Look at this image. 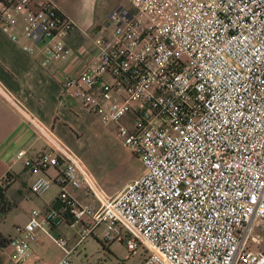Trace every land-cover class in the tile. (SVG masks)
<instances>
[{"label": "built area", "instance_id": "1", "mask_svg": "<svg viewBox=\"0 0 264 264\" xmlns=\"http://www.w3.org/2000/svg\"><path fill=\"white\" fill-rule=\"evenodd\" d=\"M113 8L108 37L62 86L98 121L114 125L142 173L112 194L81 158L35 119L10 92L0 94L43 139L37 156L16 158L46 192L56 169V205L32 209L3 248L22 264L36 229L64 253L53 264H75L67 237L51 225L78 223L80 243L102 226L101 241L147 254L139 264H264V0H128ZM50 0H0V28L22 49L51 59L71 55L74 28ZM44 62V61H43ZM85 189L81 202L66 190ZM34 264H41L35 261Z\"/></svg>", "mask_w": 264, "mask_h": 264}, {"label": "crops", "instance_id": "2", "mask_svg": "<svg viewBox=\"0 0 264 264\" xmlns=\"http://www.w3.org/2000/svg\"><path fill=\"white\" fill-rule=\"evenodd\" d=\"M33 1L39 3L46 0ZM51 1L74 23L75 27L65 38L67 46L71 49V55L66 61L51 59L45 51H42L41 43L37 45L35 53L29 54L21 47L25 39L20 38L15 42L0 28V84L24 106L28 113L44 126L51 128L54 134L72 149L68 140H71L73 135H79L77 130L84 127L85 120L94 115L82 106L79 98L72 96L64 89L62 79L67 75L76 76L81 67L94 54V37L96 35L108 37L112 28L99 26L95 33H90L74 19V16L59 0ZM22 149L27 151V155L37 156L46 150V145L33 126L0 94V185L6 184L4 197L7 203L5 213L0 212V232L6 243L18 234L17 227L29 220L32 209L44 210L56 205V197L60 190L57 170L49 169L44 172L45 176L52 179L49 189L39 196L31 192L30 185L37 174L25 168L22 161L16 158L17 152ZM92 175L102 189L109 194L125 184L111 189L105 187L93 173ZM66 190L78 201H88L85 189H75L67 185ZM10 215L15 220L12 218V226L9 227L3 221ZM61 224L72 227L76 232L80 227L78 223L71 225L69 222H64ZM61 224L51 225V232L53 230L57 234H62L61 229H58ZM100 233H95V235L98 237ZM75 237L73 246L78 239L77 233ZM47 238L50 237L40 229H36V239L29 241L31 254L22 264H34L35 261H40L41 264H53L63 255L64 251L61 249L62 251L54 260L46 256L43 242ZM115 261L117 264L120 260L116 258ZM0 264H16L10 259L2 245H0Z\"/></svg>", "mask_w": 264, "mask_h": 264}, {"label": "rangeland", "instance_id": "3", "mask_svg": "<svg viewBox=\"0 0 264 264\" xmlns=\"http://www.w3.org/2000/svg\"><path fill=\"white\" fill-rule=\"evenodd\" d=\"M59 1L74 16V19L90 33H95L99 26L113 27V23L108 17L113 8L123 6L130 11L133 10L128 0ZM85 123L84 127L77 130L79 135H73L72 139L68 140L69 145L105 187L113 189L121 186L129 179L142 173L140 159L122 144L114 126H105L94 116L85 120ZM12 218L14 219L10 215L3 221L6 226H12ZM58 229H61V235L67 237L66 246L70 248V257L75 264H115L116 258L120 260L117 264H139L147 254L146 249L142 246H139L133 253L128 251L124 243L116 240L113 243H105L94 233L73 246L76 239L75 233H77V237L79 233L64 224L59 225ZM101 230L102 226H99L96 229V234ZM258 231L262 237L258 247L264 250V228H260ZM52 232L57 235L53 230ZM43 245L46 256L51 260H54L57 254L62 251V248L50 238L44 240Z\"/></svg>", "mask_w": 264, "mask_h": 264}, {"label": "trees", "instance_id": "4", "mask_svg": "<svg viewBox=\"0 0 264 264\" xmlns=\"http://www.w3.org/2000/svg\"><path fill=\"white\" fill-rule=\"evenodd\" d=\"M6 187V184L3 183L0 185V212L2 214L5 213L6 207H7V203L5 201V197H4V189ZM4 244H6V242H4L3 239V234L0 232V245L4 246Z\"/></svg>", "mask_w": 264, "mask_h": 264}]
</instances>
